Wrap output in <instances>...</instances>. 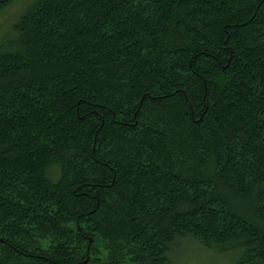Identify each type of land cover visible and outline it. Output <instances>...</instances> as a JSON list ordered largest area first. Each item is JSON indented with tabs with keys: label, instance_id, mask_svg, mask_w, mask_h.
Segmentation results:
<instances>
[{
	"label": "trees",
	"instance_id": "trees-1",
	"mask_svg": "<svg viewBox=\"0 0 264 264\" xmlns=\"http://www.w3.org/2000/svg\"><path fill=\"white\" fill-rule=\"evenodd\" d=\"M186 239L264 264V0H32L0 33V264Z\"/></svg>",
	"mask_w": 264,
	"mask_h": 264
},
{
	"label": "rangeland",
	"instance_id": "rangeland-1",
	"mask_svg": "<svg viewBox=\"0 0 264 264\" xmlns=\"http://www.w3.org/2000/svg\"><path fill=\"white\" fill-rule=\"evenodd\" d=\"M32 0H21L0 14V33L11 27L19 11ZM173 264H234V258L227 254L211 252L191 239L183 240L174 251Z\"/></svg>",
	"mask_w": 264,
	"mask_h": 264
}]
</instances>
